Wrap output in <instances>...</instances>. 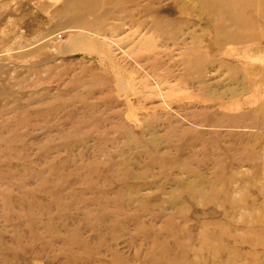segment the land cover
<instances>
[{
    "label": "rangeland",
    "instance_id": "rangeland-1",
    "mask_svg": "<svg viewBox=\"0 0 264 264\" xmlns=\"http://www.w3.org/2000/svg\"><path fill=\"white\" fill-rule=\"evenodd\" d=\"M76 2L0 0V264H264V0Z\"/></svg>",
    "mask_w": 264,
    "mask_h": 264
},
{
    "label": "bare ground",
    "instance_id": "bare-ground-1",
    "mask_svg": "<svg viewBox=\"0 0 264 264\" xmlns=\"http://www.w3.org/2000/svg\"><path fill=\"white\" fill-rule=\"evenodd\" d=\"M75 1V3H80V2H76V1H79V0H74ZM205 2H207V3H211V2H215V3H217V5H219L220 7H222V6H227V1L228 0H204ZM83 2V1H82ZM84 3V2H83ZM78 5V4H77ZM82 5V4H81ZM77 7V6H76ZM91 7H87L86 9H90ZM77 9H80V8H77ZM227 11V10H226ZM81 20V19H80ZM79 20V21H80Z\"/></svg>",
    "mask_w": 264,
    "mask_h": 264
}]
</instances>
